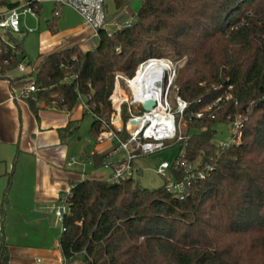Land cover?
<instances>
[{
	"label": "trees",
	"instance_id": "trees-1",
	"mask_svg": "<svg viewBox=\"0 0 264 264\" xmlns=\"http://www.w3.org/2000/svg\"><path fill=\"white\" fill-rule=\"evenodd\" d=\"M114 3L121 10L130 0ZM15 6L0 0V7ZM31 6L39 16L41 3ZM49 30L56 32L54 25ZM12 42L14 50L0 40L1 75L24 58ZM71 51L44 57L30 73L11 80V87H35L25 96L35 116L38 103L70 112L83 101L96 143L112 128L115 111L108 98L117 74L132 79L140 63L166 54L185 61L174 87L188 104L187 131L175 144L178 156L169 177L186 185L179 196L166 180L153 190L135 178L76 182L59 238L65 264L79 256L83 264H264V0H144L129 25L98 31L95 49ZM123 107L121 140L128 136ZM235 121L240 141L221 149L216 127ZM78 125L70 122L62 137L70 139ZM116 150L115 144L94 152L88 161L94 169L113 167ZM189 165L204 176L187 183ZM0 264H9L5 245Z\"/></svg>",
	"mask_w": 264,
	"mask_h": 264
},
{
	"label": "crops",
	"instance_id": "crops-1",
	"mask_svg": "<svg viewBox=\"0 0 264 264\" xmlns=\"http://www.w3.org/2000/svg\"><path fill=\"white\" fill-rule=\"evenodd\" d=\"M128 5L121 10L115 7L114 16L106 22L108 32L134 21L135 17L122 23ZM53 11L46 23L48 28L54 25L57 30L62 14L59 10V16L54 17ZM73 12L82 26L74 27L69 32L72 37L63 40L45 33L36 63L33 64L20 47V52L29 60V72L52 53L76 46L82 52L96 48L97 35ZM105 12L107 15L106 5ZM32 19L39 21V16ZM21 76L15 70L0 74V232L2 225L5 228L4 240L0 233V251L5 245L9 264H64L59 248L58 221L54 215L59 197L68 193L76 182L90 179L84 167L85 163L92 166L88 161L90 154L102 153L112 145L96 143V150L86 155V159L71 156L70 139H64L61 131L70 122H79L83 116V102L70 112L38 103L35 116L20 94L22 89L11 87V80ZM71 159L73 162L67 165Z\"/></svg>",
	"mask_w": 264,
	"mask_h": 264
},
{
	"label": "built area",
	"instance_id": "built-area-1",
	"mask_svg": "<svg viewBox=\"0 0 264 264\" xmlns=\"http://www.w3.org/2000/svg\"><path fill=\"white\" fill-rule=\"evenodd\" d=\"M13 4H16L13 8L0 7V40L4 41L8 47L12 50L15 48L13 42H8L5 39V35L16 36L17 41H21L23 34L33 33L32 30H22L21 22L26 16L37 18L34 8L31 6L32 1L41 3L44 0H6ZM55 5L53 16H59L60 8L66 7L75 11L83 23L89 27L95 35L101 29L106 27V12H105V0H50ZM17 56H22L20 49L15 50ZM24 57V56H23ZM154 68L160 71L161 83H142L143 93L136 94V88L131 85V81L135 78L138 72H146L149 68ZM30 63L29 60L24 57L23 60L14 69L18 74L26 75L29 72ZM175 74V67L173 63L164 58H149L139 64L137 70L134 73V77L126 81V85L130 91V96L127 97L121 90L118 75L115 77V83L113 90L108 100L110 101L114 111L116 119L110 122V127L105 128L97 138L98 143L108 142L111 145H117V150L124 154V157L113 164L111 167V175L109 181L117 182L124 179L135 178L138 174V169L134 167V161L140 157L153 155L161 152L169 147L171 143L176 141L179 136V123L183 118L184 112L188 108V104L181 97L175 95L171 96V89L173 88V79ZM141 84V83H139ZM35 91V87L32 84L24 87L20 94L25 97L28 94ZM127 97V98H125ZM153 101L155 106L148 112L144 111L139 115H134L131 111V107L134 105H143ZM81 102V101H80ZM83 102V101H82ZM207 105L200 112L195 114V118H201L205 113L212 110L213 106ZM127 106V114L129 116L125 130L127 138L121 140L118 136L124 129L121 123V110L122 107ZM84 107V104H83ZM134 121V124H131ZM104 128V126H103ZM240 122L235 121L231 126V133L233 141L223 142L219 141L217 144L221 149L229 147L231 144H237L240 141ZM116 153V152H115ZM73 162L71 159L70 165ZM170 165L167 162H161L156 167L155 173L167 181V188L173 193L181 196L186 183L175 182L169 177ZM192 169L189 165L186 169L187 177L186 181L192 179L189 175V170ZM192 171V170H191ZM170 179V180H169ZM68 193H65L59 197L58 206L54 211V215L60 224L61 233L65 231L63 226V215L67 211V198ZM65 264V262H64Z\"/></svg>",
	"mask_w": 264,
	"mask_h": 264
},
{
	"label": "rangeland",
	"instance_id": "rangeland-1",
	"mask_svg": "<svg viewBox=\"0 0 264 264\" xmlns=\"http://www.w3.org/2000/svg\"><path fill=\"white\" fill-rule=\"evenodd\" d=\"M144 0H130V3L126 9V17L122 20V23H124L127 19L131 20L134 19L138 9L140 8L142 2ZM24 0H21V3H23ZM114 0H105V5L107 7V15H106V21L111 19L114 16ZM42 10L39 15V21H36L35 19H32L30 16H26L22 19L21 27H24L25 30H32L33 33H27L23 34L22 40L17 41L19 43V46L22 48L23 52L30 58L31 62L34 64L38 61V56L41 54L40 48H41V42L44 39V36L46 37L45 33H49L51 35H54L55 37L60 36L63 39H67L72 37L69 32L74 28L78 26H82L80 19L78 16L70 9V8H60L61 17L57 22V30L55 33H51L48 24L46 23V20L49 19L52 16V10L55 8V5L50 0H44L41 2ZM84 27V26H83ZM86 28V27H84ZM106 29L108 28V23L106 24ZM13 39H16V36H12ZM8 34L5 35V39L8 42H12L13 39ZM72 50L71 52H77V50L81 51L78 46L70 48ZM82 52V51H81ZM169 60L171 63H173L175 67V74L173 79V88L171 89V96L173 97L175 95V83L178 76V71L185 65L184 60H175L173 56L170 55H163L162 57ZM42 61V60H41ZM13 70L8 71L7 73H12ZM120 78L118 79L117 83H120L121 90L123 93L129 97L130 91L126 85V81L130 80L127 77H125L123 74H117ZM135 83V79H134ZM133 84V81H132ZM126 98V97H125ZM80 103H78L79 105ZM124 108V107H123ZM125 108L127 106L125 105ZM131 111L134 115H139L143 112V107L139 105H134L131 107ZM122 111V110H121ZM128 115V114H127ZM121 117V116H120ZM115 121L116 116L111 115L110 122ZM92 122V116L89 114H86L82 116V118L79 120L78 129L76 132L72 135L70 138V149H71V156H73L75 159L86 156L96 150L97 144L91 134L90 131V125ZM122 123V121H121ZM217 130V140L216 143L219 141L223 142H229L233 141L232 139V133H231V126L226 125H219L216 127ZM187 131V125L185 120L182 118L179 123V136L176 141L171 143L168 148L165 150L155 153L153 155L140 157L137 160L134 161V167L138 169L139 174L135 176V179L139 178V186L148 190L158 189L164 184V179L157 175L155 173L156 167L161 162H167L169 165L173 164L178 156V147L175 145L176 142H178L182 136L185 135ZM111 147L104 150L110 151ZM122 157H124V154L120 151H116L114 156L112 157L113 163L119 162ZM86 159V157L84 158ZM87 171L89 172L88 177L90 179L94 178H104L107 179L111 174V167L107 166L100 169H94L92 166H88L85 163L84 166ZM189 170V175L193 178L203 177V172L201 170ZM192 178V179H193ZM170 180V179H169ZM58 234L60 235V224L58 223ZM1 237L4 240V234H5V228L4 225H2V231ZM73 264H83L82 262V256L77 257Z\"/></svg>",
	"mask_w": 264,
	"mask_h": 264
},
{
	"label": "bare ground",
	"instance_id": "bare-ground-1",
	"mask_svg": "<svg viewBox=\"0 0 264 264\" xmlns=\"http://www.w3.org/2000/svg\"><path fill=\"white\" fill-rule=\"evenodd\" d=\"M134 79H135V83L132 84V81ZM134 79L130 83L132 86L136 88V94H139L140 92L141 94H144L143 93L144 86L142 83H161L162 82L160 71L158 72V70L152 67L147 69L146 72H138Z\"/></svg>",
	"mask_w": 264,
	"mask_h": 264
},
{
	"label": "water",
	"instance_id": "water-1",
	"mask_svg": "<svg viewBox=\"0 0 264 264\" xmlns=\"http://www.w3.org/2000/svg\"><path fill=\"white\" fill-rule=\"evenodd\" d=\"M155 106V103L153 101H148L143 105V110L148 112ZM131 124H134V121H131ZM136 181H139V179H136Z\"/></svg>",
	"mask_w": 264,
	"mask_h": 264
}]
</instances>
